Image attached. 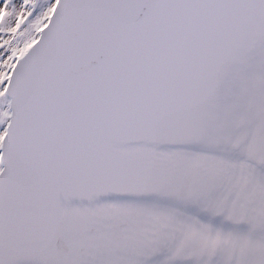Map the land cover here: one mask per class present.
<instances>
[{
	"label": "snow or ice",
	"instance_id": "6c2138e0",
	"mask_svg": "<svg viewBox=\"0 0 264 264\" xmlns=\"http://www.w3.org/2000/svg\"><path fill=\"white\" fill-rule=\"evenodd\" d=\"M0 264H264V0H0Z\"/></svg>",
	"mask_w": 264,
	"mask_h": 264
}]
</instances>
